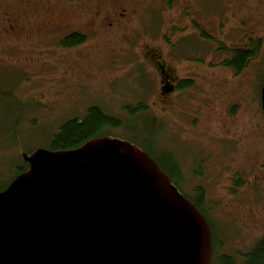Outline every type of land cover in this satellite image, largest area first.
Segmentation results:
<instances>
[{"label": "rangeland", "instance_id": "obj_1", "mask_svg": "<svg viewBox=\"0 0 264 264\" xmlns=\"http://www.w3.org/2000/svg\"><path fill=\"white\" fill-rule=\"evenodd\" d=\"M15 1L0 0V173L7 176L0 175V190L13 177L11 164L20 163L28 147L44 148V141L58 131L55 125L84 109L76 103L75 82L87 78L93 83L105 76L107 94L95 103L122 122L110 128V135L131 139L137 134L130 129L156 130L154 153H172L181 165L194 164L184 171L183 193L191 195L196 181L211 179L205 184L207 202L217 205L222 217V253L241 263L240 254L264 234V114L258 102L264 76V0H173L170 5L165 0H116L130 9L127 15L133 20L145 1L149 11L142 12L143 22L119 29V40L102 34L73 50L62 49L59 38L47 43L35 36H51L64 27L88 32L79 27L87 21L89 0L10 5ZM109 19L117 26L110 5ZM248 39L261 41V46L247 61L248 68L236 72L229 63ZM155 51L180 82L189 79L193 85L159 99L162 84L153 60L146 57ZM99 62L101 71L94 75L90 67ZM79 66L82 72L75 76ZM126 96L127 109L137 101L147 106L144 122L139 117L130 121L121 111ZM17 133L23 138L14 141ZM201 174L207 177L197 178ZM235 178L243 185L232 192Z\"/></svg>", "mask_w": 264, "mask_h": 264}, {"label": "water", "instance_id": "obj_2", "mask_svg": "<svg viewBox=\"0 0 264 264\" xmlns=\"http://www.w3.org/2000/svg\"><path fill=\"white\" fill-rule=\"evenodd\" d=\"M261 102L264 113V82ZM23 159L0 192V264H212L206 217L128 141Z\"/></svg>", "mask_w": 264, "mask_h": 264}, {"label": "trees", "instance_id": "obj_3", "mask_svg": "<svg viewBox=\"0 0 264 264\" xmlns=\"http://www.w3.org/2000/svg\"><path fill=\"white\" fill-rule=\"evenodd\" d=\"M66 1L69 4V3L74 2L75 0H66ZM166 1L168 5L174 4L173 0H166ZM142 5H145V7L147 8L145 1H143ZM148 11L149 10L146 9L145 13L147 14ZM152 14L155 15L153 12ZM66 34L56 33L54 35H51L50 38L46 41L48 43L50 42L51 38H54V39L59 38L60 40L59 46H61V48L64 50H72V48L86 44L88 41L87 36L84 34H80V33H73L70 35H66ZM64 35L66 36L63 37ZM246 42H247V44L245 45L246 47H238L234 57H232L231 62L229 63V65L232 66L233 70H235L236 72L242 71L241 73H243L244 70L248 68L247 61L249 62V60H251L255 56L256 50L261 46V41L255 42L252 39H248V41L246 40ZM62 72H64L63 74H66L67 70L63 68ZM192 83L193 82L189 79L181 81L179 85V90L185 87L188 88L189 86H192L193 85ZM260 92H261V89H260ZM249 99L256 103L255 100L251 98ZM258 102L259 103L261 102L260 98ZM77 105H79L80 108L84 107L80 105L79 103H77ZM122 107L123 106H121V108ZM127 107H129V105ZM88 110H89L88 113L84 117H81L80 114L79 116L75 115L76 117L67 119L66 121L64 120L62 124H60L57 128L55 125L54 128L55 130L58 129V131L56 132L54 131L52 135L49 137V139L46 142L44 141L45 147L43 149H47L50 151H69V150L77 149L93 139H97V138H101L105 136H108L110 138H117V137H112L110 135V132H111L110 128L116 127L122 124V122L116 120L113 116H111V114H106L100 106L92 107V108H89ZM147 110L148 109L146 105L139 103L135 107H131L130 109L126 108V112L125 111L123 112L127 116L128 115L130 116L129 117L130 121L132 120V118L134 119L135 117H139L141 118V121L144 122L145 120L144 118H146L145 115H147V112H146ZM17 131H19L18 128H17ZM130 131L132 133H135L134 135L136 134L137 135L132 137L131 139H125V138H118V139H122V140L130 142L132 145L146 151L150 156L156 159L160 167L162 168V170L172 177L173 184H175V186L180 190V192L186 198L191 200V202L197 207V209L202 214H204L205 217L207 218L210 224L211 231H212V241H213V248H214L213 263L216 262L218 264H264V234L258 239V241L254 244V246L249 251H247L246 253L240 254V258L242 260L241 263L238 262V260L235 257L222 253L223 240L221 239V233H223V227L221 225L222 223L220 219L222 217L219 216L220 211L217 209L216 207L217 205L212 206L211 204L209 205L207 202V191L205 188V184L207 185L208 183H210L212 181L211 179L208 180V178H205L204 180L200 182L196 181L197 184H195L193 188L194 193L192 195L183 193L180 182H179V178L181 176H180L177 166L173 162L172 153L165 152L164 153L165 155H157L156 153L153 152L156 146V141L154 138L155 137L154 135H156L157 133L156 130L155 132L154 131L148 132L145 129L138 130L136 127V128L130 129ZM22 132L25 133V131H22ZM17 137L21 138L19 136V133L15 135L14 141H16ZM23 151L24 150H21V152ZM34 151L36 150L29 149L28 147V149L25 150V153L32 154ZM21 152H17L16 155H18V153L21 154ZM158 156H160L159 159H158ZM10 162H11V159L9 160V163ZM28 169H29V164L24 161L23 157L20 163L11 164L10 171L12 173L9 175H13V177L8 182V184L0 190V192L6 190L7 187L11 184V182L18 175L27 172ZM0 175L2 178L7 177L5 176V173H0ZM204 175L201 174L200 176H197V178L202 177ZM234 183H235L234 184L235 187H230L232 192L235 189H237L236 186L243 185L241 182L237 181V178H235Z\"/></svg>", "mask_w": 264, "mask_h": 264}, {"label": "flooded vegetation", "instance_id": "obj_4", "mask_svg": "<svg viewBox=\"0 0 264 264\" xmlns=\"http://www.w3.org/2000/svg\"><path fill=\"white\" fill-rule=\"evenodd\" d=\"M19 1L20 0H16L12 4H10V3L9 4L14 6V5L18 4ZM102 1L108 6V9L105 6H103ZM166 3H167V1H166ZM88 4L89 5L87 7V12H86L88 14L87 21L85 24H82L79 28L87 29V30L91 31V33H89V31L86 32V31H83V30L77 29V28L73 29L71 27H64L59 31V34H66L67 33L66 35H70L73 33H80V34L86 35L88 38V41L92 40L95 36H96V38H98V37L100 38V37H102V34H104L108 40H109V38H111V40L112 39L119 40L122 38L121 36L123 35V33H120L121 31L119 29L126 27L130 23H132V24L135 23L136 20H140L141 22H143V18H144L143 15L144 14L142 12H145L147 9L145 7V5H140L138 7V9L135 11V14L137 15V17H136V19L133 20V19H130L129 13L127 15V12L130 11V9L125 7L124 3L122 1L118 3V1H116V0H89ZM10 5H8V8H11V10L15 9L13 7H10ZM109 5L111 6V13L114 17L113 20L117 23V26H115L114 23H112L113 21L109 19ZM131 18H134V17H131ZM66 35H64L63 37H65ZM35 38H36V40H38V42H42L44 39L48 40L50 38V36H48L46 34H41V35H36ZM41 38H43V39H41ZM83 45H85V44H83ZM80 46L74 47V48H72V50L78 49V48H80ZM77 54H79L80 56H83V57L85 56V53L83 51H79V52H77ZM107 57L101 59L102 60V67L105 66L104 60H106ZM146 57L148 59L153 60V64L157 68V74H158V78L160 79V84H163V83H167V85L172 84L174 86V89H173V92H174L179 87L181 82L179 81L178 78H176V76H174L172 68L166 63V61L162 58V56L159 55V52H157V51H155L154 55L151 52L146 53ZM88 63H89V61H88ZM100 65L101 64L99 62L98 65L93 64V66H94L93 68H92V66L90 67L92 71H94V68H95L94 75L98 74L100 69H97V67ZM79 72H82V69L80 66L78 67V70L74 73L75 76H77L79 74ZM99 80L101 83H99ZM108 86H109V78H107L105 76L98 77L95 81H93V83H90L87 78L80 79L78 82H75L74 92L76 94V96H75L76 102L79 103L80 105L84 106L83 110L80 109L81 110V113H80L81 117H84L88 113L89 108L99 106L97 104H100V103H95V102L107 94V87ZM80 93H82V96L80 95ZM86 93L91 94V96L89 98L83 99L84 97H86ZM172 93H171V95H172ZM169 95L170 94L163 95L159 91L158 96H159V99H166V97H168ZM125 102H129V98L127 96L124 97V103H122L123 111L126 112V108H127L128 104H126ZM160 102H165V101H160ZM139 103L143 104L142 102H138V104ZM229 111H232V110L229 109ZM255 153H257L259 155V159H261V155H260L259 151H256ZM159 155H165V154L160 152ZM253 155H251L248 158V161H251ZM159 157L160 156H158V159H159ZM176 157H178V156H174L172 154L173 162L177 166L178 171H179L180 176H181L179 178V182L183 183L187 180V177H185L186 175H185L184 171H186L188 168H191V167L193 168L194 164H188L187 162H184L183 165H181L177 161ZM178 158H180V157H178ZM189 158L191 159V157H189ZM187 159L188 158H186V160ZM155 161H157V160L155 159ZM257 161H259V160H257ZM259 162H262V161H259ZM262 164H263L262 166H264L263 162H262ZM192 168H191V170H192ZM171 179H172V177H171ZM193 193H194V190H193Z\"/></svg>", "mask_w": 264, "mask_h": 264}]
</instances>
